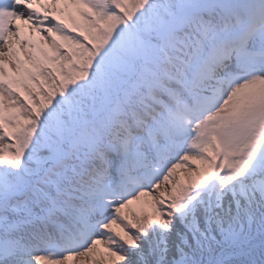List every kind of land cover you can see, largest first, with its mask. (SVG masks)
I'll return each instance as SVG.
<instances>
[{"label": "snow or ice", "instance_id": "obj_1", "mask_svg": "<svg viewBox=\"0 0 264 264\" xmlns=\"http://www.w3.org/2000/svg\"><path fill=\"white\" fill-rule=\"evenodd\" d=\"M0 264H264V0H0Z\"/></svg>", "mask_w": 264, "mask_h": 264}]
</instances>
